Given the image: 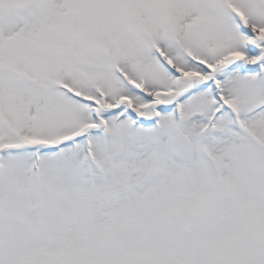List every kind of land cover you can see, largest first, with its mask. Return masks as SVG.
<instances>
[{"label":"snow or ice","instance_id":"obj_1","mask_svg":"<svg viewBox=\"0 0 264 264\" xmlns=\"http://www.w3.org/2000/svg\"><path fill=\"white\" fill-rule=\"evenodd\" d=\"M0 264H264V0H0Z\"/></svg>","mask_w":264,"mask_h":264}]
</instances>
